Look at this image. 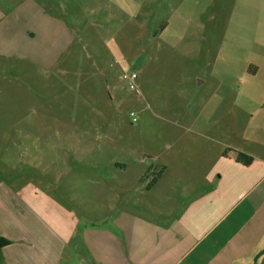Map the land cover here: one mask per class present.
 Instances as JSON below:
<instances>
[{"label":"crops","instance_id":"crops-1","mask_svg":"<svg viewBox=\"0 0 264 264\" xmlns=\"http://www.w3.org/2000/svg\"><path fill=\"white\" fill-rule=\"evenodd\" d=\"M69 1L0 0V55L32 72L34 85L43 70L72 71V63H59L80 35L74 20L61 12ZM182 2L130 0L136 9L129 5L127 11L139 17L141 4L147 11L162 7L153 35L158 30L165 36L175 21L200 19L182 13ZM177 26L179 34L185 32L182 23ZM47 47L55 53L51 60L40 56ZM222 61L217 57L210 64L212 82L196 80L198 88L209 81L204 107L183 115L161 111L164 122L156 132L162 143L148 141L137 155L127 149L132 158L115 156L107 169L97 164L95 174L72 175L83 181V192L87 188L98 197V209L87 213L76 197L65 196V203L46 186L20 183L18 174L10 178L13 183L0 179V237L11 241L0 244V264H264V78L259 96L246 87L235 92L228 79L234 63ZM262 70L260 61L246 59L241 82L256 80ZM69 125L65 130L73 131ZM80 143L69 145L70 154L81 151L85 160L87 146ZM180 145L188 148L180 157L156 153ZM228 148L252 162L226 157ZM116 150H123L120 142L114 143Z\"/></svg>","mask_w":264,"mask_h":264},{"label":"rangeland","instance_id":"rangeland-1","mask_svg":"<svg viewBox=\"0 0 264 264\" xmlns=\"http://www.w3.org/2000/svg\"><path fill=\"white\" fill-rule=\"evenodd\" d=\"M127 1L70 0L68 9L61 10L74 20L80 33L59 59L61 64H73L71 72L69 68L64 74L57 68L48 73L43 70L39 85H34L32 72L19 70L17 59L0 55V179L13 183L10 178L18 174L20 183L46 186L65 203V196L76 197L89 213L88 209H98V197L89 195L87 188L83 192V181L72 175L82 171L95 174L97 164L107 169L115 156L132 158L127 149L134 148L133 155H137L148 141L162 143L163 137L156 132L164 122L162 110L183 115L193 106L208 103L209 81L198 88L196 80L206 77L212 82L216 74L210 64L215 58L233 61L228 79L233 80L235 92L246 87L260 95L264 0H183L182 13L200 15V19L175 21L165 36L158 30L153 35L155 26L161 24L156 19H160L162 7L154 3L152 12L141 4L142 14L133 17L128 14L132 4ZM131 7L136 9V4ZM180 23L185 30L181 34ZM46 50L40 56L51 60L55 53ZM246 59L260 61L263 70L259 78L243 84L241 69ZM138 65H143L136 80L139 88L130 89L123 74L140 72ZM68 121L73 131L65 130ZM115 142L123 150L114 152ZM79 143L87 146L85 160H80L81 151L75 157L70 154L69 145L74 149ZM182 146L156 153L180 157L188 151ZM70 166L73 172L67 173Z\"/></svg>","mask_w":264,"mask_h":264},{"label":"trees","instance_id":"trees-1","mask_svg":"<svg viewBox=\"0 0 264 264\" xmlns=\"http://www.w3.org/2000/svg\"><path fill=\"white\" fill-rule=\"evenodd\" d=\"M224 155L226 157H228V158L234 159L236 161H240V162H242V163H244L246 165L250 164L252 162V160H253V158L251 156H249V155H247V154H245L243 152L236 151V150H234L232 148H228L225 151ZM154 181L155 180H153L152 183ZM10 242H11L10 240H7V239H5L3 237H0V244L1 245H5V244L10 243Z\"/></svg>","mask_w":264,"mask_h":264},{"label":"built area","instance_id":"built-area-1","mask_svg":"<svg viewBox=\"0 0 264 264\" xmlns=\"http://www.w3.org/2000/svg\"><path fill=\"white\" fill-rule=\"evenodd\" d=\"M138 78V72L137 70L131 71L130 73H124L123 79H125L128 82L130 89H135L137 87L136 80ZM131 116L133 117V120H137V116L135 112H131Z\"/></svg>","mask_w":264,"mask_h":264}]
</instances>
